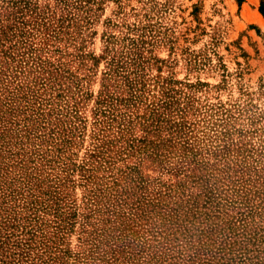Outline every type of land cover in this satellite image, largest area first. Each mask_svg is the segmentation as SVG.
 <instances>
[{
    "label": "trees",
    "instance_id": "obj_1",
    "mask_svg": "<svg viewBox=\"0 0 264 264\" xmlns=\"http://www.w3.org/2000/svg\"><path fill=\"white\" fill-rule=\"evenodd\" d=\"M5 21L0 264H264V122L216 107L198 119L194 98L172 89L143 117L142 88L116 84L111 71L96 101L97 141L74 156L87 122L72 114L69 85L81 80L49 72L40 80L50 89L36 88L37 77L27 84L39 56L7 39L16 28ZM132 60L118 63L123 74ZM71 185L82 186L80 202Z\"/></svg>",
    "mask_w": 264,
    "mask_h": 264
},
{
    "label": "rangeland",
    "instance_id": "obj_2",
    "mask_svg": "<svg viewBox=\"0 0 264 264\" xmlns=\"http://www.w3.org/2000/svg\"><path fill=\"white\" fill-rule=\"evenodd\" d=\"M261 5L264 0H0V23L16 28L24 13L6 37L26 57L33 50L39 56L37 72L26 71L27 84L37 77L36 88L50 89L53 83L40 80L49 72L58 81L81 80V89L72 81L69 94L78 102L72 114L87 122L73 148L83 156L97 141L96 101L111 71L116 84L125 79L142 88L143 117L172 89L194 98L198 119L216 107L264 122ZM125 58L135 63L123 74L118 63ZM65 191L81 201L82 186ZM64 244L75 251L79 234H67Z\"/></svg>",
    "mask_w": 264,
    "mask_h": 264
}]
</instances>
